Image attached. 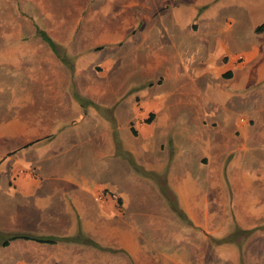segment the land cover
<instances>
[{
  "label": "crops",
  "instance_id": "0c3cea01",
  "mask_svg": "<svg viewBox=\"0 0 264 264\" xmlns=\"http://www.w3.org/2000/svg\"><path fill=\"white\" fill-rule=\"evenodd\" d=\"M38 1L26 0L25 9ZM13 7L0 0V19L11 18ZM231 26H204L198 38L204 55L165 57L162 74L150 83L157 92L122 105L132 112L125 151L102 115L84 107L86 90L71 85L69 67L47 41L0 40V264H264V184L228 188L212 168L225 152L224 138L253 135L244 150L264 143V102L247 110L245 125L220 136V117H213L219 104L203 94L209 86L217 92L253 86L264 97V8L257 22ZM189 27L173 38L199 33ZM34 41L40 46L33 48ZM184 94L202 112L195 134L208 144L199 157L208 168L195 169L192 188L186 168L173 177L166 153L171 128H184L175 122ZM249 151L258 152L254 166L262 170L264 147ZM240 187L243 194L233 195ZM99 191L107 192L105 200L96 199ZM234 197L242 212L237 221L227 210ZM12 235L28 238L1 244Z\"/></svg>",
  "mask_w": 264,
  "mask_h": 264
},
{
  "label": "rangeland",
  "instance_id": "374dc122",
  "mask_svg": "<svg viewBox=\"0 0 264 264\" xmlns=\"http://www.w3.org/2000/svg\"><path fill=\"white\" fill-rule=\"evenodd\" d=\"M12 2L11 18L6 15L0 19V40H11L15 45L21 39L42 40L44 32L51 39L52 45L47 42L56 55L69 67L73 81L71 85L75 90H86V95H81L85 100L84 107L91 113L94 111V114L102 115L123 151L130 144L127 141L130 133L124 126L128 114L132 113L124 107L127 103H134L135 94L143 100L146 94L150 96L157 92L158 85L151 87L150 83L154 84L162 74L165 57L192 61L196 56L199 59L205 54L204 46L198 39L203 34L204 26L212 23L216 27L237 25L238 20L246 25L255 23L261 19L264 8V0H39L36 7L28 3L26 9V0ZM188 26L193 30L199 28V33H191L186 41L173 38V34L179 36L185 33L183 30ZM32 44L33 48L40 46L37 41ZM261 87H264V83H261ZM100 88L107 90L99 92ZM220 89L217 92L214 86H209L203 89V94L219 104H214L217 112L213 117H220L221 136L230 132L235 124L245 125L249 120L247 110L260 101L263 103L264 97L253 86ZM181 100L185 104H177L179 110L175 122L184 124V128H171L173 135L167 136L166 153L169 154L171 170H174L173 177L186 168V183L192 188L191 174L196 176L197 168H208L199 162L208 144L195 134L199 125L196 115L201 116L202 112L200 109L196 112L194 96L184 94ZM135 102L138 104L140 101L137 98ZM212 113L209 111L208 115ZM260 118L261 113L257 119ZM252 136L244 134L242 141L231 137L220 142V151L225 152L220 154L218 168H212L217 170L220 183L228 185V188L233 184H264V166L262 170L254 166L258 152L249 151V148L264 147V143L254 142L248 148L246 144V150L240 148L244 140ZM143 145L145 147L146 143H140V151H144ZM216 145L209 144L212 149ZM142 154L149 153L136 152V156L141 157ZM133 160L143 168L135 158ZM148 161L151 163L153 160ZM155 162L154 165L159 168L157 160ZM243 189L238 188L239 191L233 192V195L243 194ZM106 193L104 195L108 196ZM171 199L174 200L172 194ZM234 204L235 197L227 205V210L230 220L237 221V216L242 217V212L235 210Z\"/></svg>",
  "mask_w": 264,
  "mask_h": 264
},
{
  "label": "trees",
  "instance_id": "16d2710c",
  "mask_svg": "<svg viewBox=\"0 0 264 264\" xmlns=\"http://www.w3.org/2000/svg\"><path fill=\"white\" fill-rule=\"evenodd\" d=\"M42 37H43L44 40L48 41V42L52 45V41H51V39H50V38H49L44 32H42ZM151 118H152V114H149V118L147 119V121H150ZM17 237L28 238L27 236L12 235V236H10V237L4 239V240L2 241L1 244H2V245H7V244L9 243L10 240L15 239V238H17ZM39 241H44V242H54L55 240H54V239H40Z\"/></svg>",
  "mask_w": 264,
  "mask_h": 264
},
{
  "label": "built area",
  "instance_id": "2783aa9c",
  "mask_svg": "<svg viewBox=\"0 0 264 264\" xmlns=\"http://www.w3.org/2000/svg\"><path fill=\"white\" fill-rule=\"evenodd\" d=\"M104 193H105V192H99V193L97 194L96 198L99 199V200H102L103 197H105Z\"/></svg>",
  "mask_w": 264,
  "mask_h": 264
}]
</instances>
